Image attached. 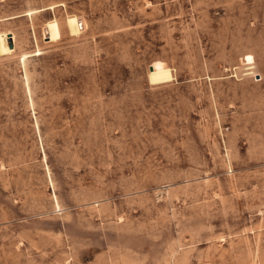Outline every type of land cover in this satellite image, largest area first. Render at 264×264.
Instances as JSON below:
<instances>
[{"label": "rangeland", "instance_id": "obj_1", "mask_svg": "<svg viewBox=\"0 0 264 264\" xmlns=\"http://www.w3.org/2000/svg\"><path fill=\"white\" fill-rule=\"evenodd\" d=\"M0 264H264V0H0Z\"/></svg>", "mask_w": 264, "mask_h": 264}]
</instances>
